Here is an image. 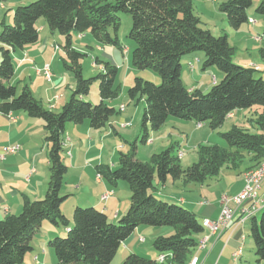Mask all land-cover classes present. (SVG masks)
Wrapping results in <instances>:
<instances>
[{
	"label": "trees",
	"instance_id": "16d2710c",
	"mask_svg": "<svg viewBox=\"0 0 264 264\" xmlns=\"http://www.w3.org/2000/svg\"><path fill=\"white\" fill-rule=\"evenodd\" d=\"M254 1L225 0L219 9L227 16L230 27L238 31L250 21L247 11ZM120 13L132 17L129 38L135 44L133 67L156 72L162 84L134 79L128 90L129 99L146 102L140 135L127 143L129 151L120 153L116 168L107 164L95 167L97 175L113 189L121 182L128 185L131 192L128 212L118 223H111L107 214L95 207H76L72 222L62 212L67 197L61 194L69 170L63 158L68 152L64 147L67 126L88 122L92 129L102 130L114 115L121 113L109 105L121 92L116 84L119 68L96 57L93 66H99L100 73L86 79L81 63L86 55L74 47L73 36L88 33L98 46H112L125 52L126 47L118 37ZM256 15L264 16V0L256 8ZM42 18L52 34L64 37V68L75 82L72 95L60 112L46 109L29 85L18 93L11 83L15 76L14 53L39 41L37 23ZM0 26V113L8 118L10 113L24 112L44 123L50 174L42 200L24 197L22 212L0 221V264H23L46 221L67 231L66 236L49 242L59 264H111L123 243L141 226L170 227L174 234L154 239L156 259L131 253L123 264H189L199 244L197 237L205 231L203 221L184 206L157 198L154 190L169 179L181 181L185 186H202L219 178L225 167L239 170L246 156H251L253 164L248 172L260 167L264 162V78L256 75L258 69L234 62L237 48L227 36L216 37L203 29L193 0H38L16 8L12 25L3 20ZM199 51L205 54L203 71L216 68L223 75L207 93L189 90L182 79V59ZM260 55L264 60V49ZM37 74L46 79L43 73ZM96 82L99 104L84 99ZM254 107L261 110L256 119L249 120L247 128L233 126L228 132H219L227 147L199 145L197 162L187 168L174 152L175 145L152 155L149 161L137 157L139 145H146L151 132L160 131L172 118L197 124L207 122L216 131L225 125L229 115ZM114 133L117 134L115 130ZM249 220L253 251L261 264L264 207L260 220L255 216ZM160 256H165L164 260H158Z\"/></svg>",
	"mask_w": 264,
	"mask_h": 264
},
{
	"label": "crops",
	"instance_id": "0c3cea01",
	"mask_svg": "<svg viewBox=\"0 0 264 264\" xmlns=\"http://www.w3.org/2000/svg\"><path fill=\"white\" fill-rule=\"evenodd\" d=\"M250 20L255 25L257 24V22L261 21L255 18H251ZM41 30L42 28L39 29V33ZM252 30L256 35L251 39L256 43L261 44L258 45L256 49L257 51H261L262 49H264V36H262L264 34L259 35L258 30H260V28H253ZM256 30L257 32H255ZM261 31H264V26L262 27ZM78 37L80 39L84 38L83 40L87 41L89 34L87 33L82 36L78 35ZM40 42L41 40L39 34V41L36 44H33V46L30 47L26 46L23 50L14 53L15 76L11 81V83L14 85V80L18 79L20 76H23L26 73H32L34 77L29 76L31 80L30 88L35 98H38L37 94L38 92H40V90L38 87L39 85L34 82V79H44V81L48 82L42 75H38L36 72L37 69H42L44 66L49 65V62H47V45ZM101 48L102 47L98 46L97 50H99L100 52L104 51L103 54L106 56V59L110 60L109 62L113 63L117 67L121 66L120 60L117 59L116 53L114 52L115 50H113L114 47L104 50H101ZM236 63L244 67L258 69L257 72L260 73L259 76L264 78L263 59H257L253 61H251L250 59H240V61H237ZM212 72V70H209V73H207V75H210ZM214 78L215 84L223 79V75L220 73L219 79H217L216 76ZM48 83H51V88H49L51 91L50 93H54L56 91L60 92L63 86H66V88L70 87V83H67V85H65V80L58 78H52V81ZM74 85L75 82H72V86ZM44 93L45 98H47V88L45 87ZM52 99L53 97H51L50 99L51 102ZM84 99L86 101H89V99ZM61 100L62 99L58 100L53 111L55 109L63 107V103L59 104ZM98 100L99 97L97 98V96H94L91 102L97 103ZM110 103L109 105L111 106ZM125 112H127V110ZM142 113L143 111L141 112L139 118L138 112L134 114L133 119L135 121V125L132 124L131 127H122L123 131H127L129 128L131 130V132H125L126 139L123 138L129 143L133 142L140 135V119L142 118ZM236 113L237 111L234 112L232 114V117H229L228 119L234 121L237 118V116L235 115ZM14 116L17 118V122L15 123L11 122L5 115L0 113V221L8 216L19 215L23 209L24 197H28L31 200H42L46 195L48 187L47 163L45 161L42 162L44 153L39 149L41 146L40 142L44 140L43 137L46 135L44 123L39 119L30 118L24 112L14 113ZM244 118L245 119L241 117L240 119V121L243 122V125H241V127L247 128L248 124L246 121V117L244 116ZM129 120L130 114L119 116L118 118H114L113 120L111 119L109 125L102 130L92 129L88 122H85L82 125L69 124L67 126L65 138L69 140V144H67V146L65 145L64 147L66 151L71 152L72 156L69 157L70 165L65 162L69 170L66 175V182L63 186L61 194L67 197V201H65L62 205V212L68 217L69 220H71L75 208L80 206H91L105 212L108 216L109 222L111 223H116L128 212L130 208V198L128 197L127 199H125L124 196L120 194V191H128L129 188H127L125 184L119 183L118 187L113 189L104 179L98 178L95 167L99 164H107L113 168L117 167L118 158L121 151L118 153L119 155L117 157L116 146L109 145V142L114 141L112 138L114 130L117 133H114V135L120 136L119 132L121 131H119L118 129L120 128V124H125L129 122ZM170 121L171 120H169L168 122ZM172 121L176 122L172 130H167L165 132L161 131L168 123L167 122L160 130V132H151L150 139L146 144L150 149L147 157L151 158L152 155L164 151L174 145L173 134L176 135V132H179L180 134L181 131L186 128L187 124H184L183 120L175 119ZM199 125L201 124L196 123V128L203 129L202 125ZM127 142L124 148L128 147ZM11 146L19 147V151L14 154L5 153V148ZM157 148L159 149L157 150ZM177 155L179 157L182 155L180 157L181 164L184 168H187L186 165H184L186 163H183V160L185 159L183 152L179 150ZM66 156L67 155L64 153L63 158L65 159ZM46 158L48 162L49 172L47 152ZM250 158L251 156H246L245 164L243 165V167H241L239 170H235L237 172L235 173L236 175H233V172L231 173V171L234 170L226 168L229 171L226 172L225 178L227 180L233 179V182L231 181L232 183L228 181V186L219 189L218 187H209L207 189L203 187L196 188L195 190L198 189L199 191H196L197 193L195 195L184 198L178 195V193H170L169 186L170 181L172 180L169 179L164 185H162L161 189L160 185L158 184L156 190H154V194L159 199L171 201L173 203L180 204L186 207L188 210L195 213L201 222L204 219L216 220L221 213L220 198L222 194L227 193L230 195H237L244 189L246 180L243 177V174L253 166L252 162H250ZM71 171L75 173L74 175L71 174L70 176L69 173ZM221 176L217 178L219 179L218 181L220 183L222 180ZM192 185L186 187H190ZM71 186L73 188H71ZM73 192H76L77 194H74ZM107 192H112V195L108 198V200H103L102 198ZM67 203L69 205V208L65 209L64 205ZM230 207L235 210V206L233 204H231ZM263 207L264 182L261 184V187L258 190V204L256 206L255 213L256 218L258 212L260 210L262 212ZM240 217V213H235L232 222L218 236H212L207 232V230H205L202 235L197 237V240L199 241L207 238L205 248L201 250L195 249L192 257H196L199 260V264H233L231 261L232 258L235 264H239L238 261L240 260L244 261L246 256L244 255L245 250L243 241L245 239L243 231L246 230V221L253 216L246 217L242 222V225L239 224ZM43 227H46L48 229L47 233L50 230V233H44ZM135 232L139 234L149 232V234H152L153 236L154 234H163V231L161 230H149L145 227H139L135 230ZM66 234V230L55 232L50 228V226H47L43 223L41 229L36 234L33 240V251L29 255H27L23 264H59L57 259L55 258V254L51 252V250H47V244L49 245V242L53 240L55 236L64 237L66 236ZM133 235L126 241V244L133 239ZM240 248H242L241 256L237 260H235L234 254ZM125 251H127V253L129 254H141L139 253L138 248L133 249L127 247L125 248ZM157 255L158 253L155 257L151 256L150 258L156 259ZM249 259L252 260L250 255Z\"/></svg>",
	"mask_w": 264,
	"mask_h": 264
},
{
	"label": "rangeland",
	"instance_id": "374dc122",
	"mask_svg": "<svg viewBox=\"0 0 264 264\" xmlns=\"http://www.w3.org/2000/svg\"><path fill=\"white\" fill-rule=\"evenodd\" d=\"M38 0H8L4 3H0V24L3 20H5L7 22V24L12 25L13 24V14L16 8L20 7V6H26V5H30L32 3H35ZM225 0H193V7L195 10V13L197 14L198 18L201 21L202 27L203 29L209 30L210 32H212V34L216 37L219 36H227L230 44L233 47H237V52L235 54L234 57V62L236 63L237 61H240V59H250L251 61L253 60H262L260 59V51H257V46L261 45L258 44L254 41H252L251 38H253L256 34H254L253 32V28H260V30H258L259 35L264 34V31H261L262 27L264 26V16H258L256 15V8L258 7V5L260 4L261 0H255L253 3V6L248 9L247 14L249 16V18H255L257 20H261L260 22H257V24L255 25L254 23H252V21L250 20L249 23L245 24L241 29H239L238 31L233 30L229 23H228V19L227 16L222 13L219 9V5L224 2ZM119 17L121 19V27L118 33V37L120 42L126 47L125 52L124 51H120L117 48H113L112 46H101V50L103 49H108V48H113V50H115L114 52L116 53V57L117 59L120 60V68L119 69V74L117 77V82L116 84L118 86L121 87V92L119 97L112 101L110 104L112 107H114L118 112L120 111V107L124 106L125 107V111L127 110V112H123V113H118L116 115H114L111 119L113 120L114 118H118L119 116H123V115H127L130 114V120L129 122L125 123V124H120V128L119 131V135H114L113 133V140L112 142H109V145H115L116 146V150H117V157H118V153L121 152H128V147L124 148V146H126V138H125V132H131L130 128L127 131H123L122 127H131L132 124L135 125V121H134V114L138 112V118L140 117L141 112L143 111L144 107L146 106V102L145 100H141L139 102L137 101H132L129 99L128 97V90L132 87L133 85V81L135 78H142L146 81L152 82L157 86H160L162 84V80L161 77L154 71L150 70V69H145V70H138L136 68L133 67L132 62H131V57H132V51L135 47L134 42L129 38V33L132 27V17L130 14L128 13H120ZM37 27L40 29L42 28V30L40 31V43H43L45 45H47V62H49L50 65V69L51 72L53 74V78H58V79H63L65 80V85H67V83H70V87L66 88V86H63L62 90L56 91L54 93H50V89L51 88V83H48L46 81H44V79H34V82L36 84H38L39 86V90L40 92H38V100H40V102L43 103L44 107L46 109H54L56 103L58 102L59 99H62L61 103H63V105L70 99V96L72 95V91L74 89V86H72V82H74V77L71 73H69L68 71L65 70L64 68V58H65V52H64V44H65V39L62 35H60L59 33H55L52 34L49 31L48 26L46 25V21L45 19H40L37 23ZM0 31H1V26H0ZM44 32V33H43ZM257 32V30L255 31ZM111 33L114 35L113 30L111 29ZM264 36V35H262ZM73 43H74V47L80 51L81 53L85 54L86 56L83 58V60L81 61L82 66H83V75L86 79L92 78V77H96L98 76V74L100 73V67L99 66H93L94 65V58L98 57L100 60L104 61V62H109L110 60L106 59V56L103 54L104 51H99L98 49V45L95 42V40L93 39V37L89 34L88 40L85 41L83 40L84 38H79L78 35H74L73 36ZM33 45H27V47H30ZM128 49H129V53H128ZM256 50V51H255ZM205 58V54L204 52H195L189 55H186L183 59H182V79L184 82V85L189 89H193V90H201L203 93H207L211 87L214 84V77L216 76L217 79H219L220 77V72L216 69V68H212V69H207L205 71H203V61ZM237 64V63H236ZM209 70H212L213 72L210 75H207V73H209ZM214 75V76H213ZM256 75L259 77L260 73L256 72ZM29 76H33L32 73H26L23 76H20L18 79L14 80L13 83L14 85L17 87V92L20 93L21 89L24 85H31V80L29 78ZM26 77V78H24ZM34 77V76H33ZM73 80V81H72ZM44 87L47 88V98H45V93H44ZM210 87V88H209ZM99 83L96 82L93 84L90 94L86 97V99H89V102H91V100L93 99L94 96H97V98L99 97ZM65 89V90H64ZM51 97H53L52 102H51ZM57 98V100H56ZM43 99V100H41ZM100 98L98 100L97 103H93V104H99L100 103ZM62 108H58L55 109V112H60ZM260 108L259 107H254L252 109H247V110H243L240 111L238 110L237 113L235 114L237 116V118L233 121L230 119L226 120L225 125L216 131H213L209 124L206 123H201L202 128L203 129H197L196 128V123L195 122H187L184 121V124L186 125V128L184 130L181 131V133L179 134V132H176V135L173 134V143L176 146L175 148V153H178L179 150L181 152H183L185 159L183 160V163H186L184 165H186V167L191 166L192 164L196 163L198 160V154H197V150H198V146L201 144H210V145H221L223 147H227V144L221 139L219 132L224 133V132H228L233 125H239L241 127V125H243V122L240 121L241 117L244 118V116L246 117V121L247 124H249V120H254L257 117V113L260 112ZM244 112V114H243ZM248 117V118H247ZM248 119V120H247ZM171 121L168 122L165 127L161 130L162 132H165L167 130H172L173 127L175 126L176 122L172 121L175 120V118L170 119ZM140 123H141V119H140ZM250 125V124H249ZM238 126V127H239ZM249 129V128H248ZM252 130V129H249ZM160 132V131H158ZM196 133V134H194ZM46 136V135H45ZM45 136L43 138H45ZM125 138V139H123ZM130 139V138H129ZM41 146H40V151H42L44 153V157L42 162H46L47 163V173H48V182H49V172H48V162H47V158H46V152H48L47 146L44 143V140L40 142ZM129 143V142H127ZM67 144H69V140L66 139L65 145L67 146ZM159 148H157L158 150ZM149 148L147 147V145H139L138 148V152H137V156L138 159L143 160V161H149L150 158L147 157V155L149 154ZM46 151V152H45ZM66 154V153H65ZM48 155V154H47ZM72 156V155H71ZM67 157V156H66ZM65 157L64 162H66L68 165H70V158ZM195 161V162H193ZM191 163V164H190ZM188 165V166H187ZM253 170V169H251ZM229 170L226 169V167L224 169H222L221 171V183L218 181L219 179H212L209 180L205 185H196L193 184L190 187H186L181 181L177 182V183H173L172 181H170V186H169V190L170 193H178V195H180L181 197H191L193 195H195L197 192L199 191L198 189L195 190L196 188H222L225 186H228L227 183L228 181L230 183H232L233 179H226L225 178V174L226 172H228ZM250 171V170H249ZM233 172V175H236L235 173H237L236 171H231V173ZM248 172L245 171V173ZM75 172L71 171L69 174L71 176L74 175ZM245 173L243 174V177L245 175ZM237 177V176H235ZM232 181V182H231ZM122 184H125V186L128 185L124 182H121ZM74 185V184H72ZM230 185V184H229ZM159 187V186H158ZM71 188H73L71 186ZM162 188V185H160V189ZM193 189V191H192ZM129 191V192H128ZM122 190L120 191V194H122L124 196L125 199H127L128 197L130 198L131 192L130 190ZM128 192V193H127ZM64 193V191H63ZM74 194H77L76 192H73ZM169 193V192H168ZM227 194V193H224ZM223 195V194H222ZM230 195V194H228ZM233 196V195H230ZM162 200V199H161ZM67 201V200H66ZM165 201V200H162ZM69 202V201H68ZM171 203V201H169ZM65 209L69 208L68 203L64 205ZM81 207V206H80ZM91 207V206H89ZM86 208V207H83ZM186 208V207H185ZM261 210L258 212L257 215V219L260 220V216H261ZM68 218V217H67ZM71 221L73 222V216L71 217ZM118 223V221L116 222ZM44 224H46L47 226H50V228L55 231V232H59V231H63L65 230L63 227H53L48 221L44 222ZM245 229L243 231L244 233V255L245 260L242 261H238L239 264H258L257 263V257L254 254V246H253V241L251 238V234H250V220L246 221L245 224ZM141 227H145L148 228L149 230H161L163 231V234H157L154 236L152 234H149V232H145V233H137L135 232L133 235V239L126 244L123 243V245L120 247L117 256L115 257V259L112 261L111 264H123L124 261L126 260V258L130 255L129 253H127V251H125V248L130 247L133 249L138 248L139 253H141L140 255L144 256V257H155L157 252L154 250L153 247V242L154 239L157 237H160L158 235H163V236H171L174 234V230L170 227H149V226H141ZM47 228L43 227V232L47 233ZM50 233V230L48 231L47 234ZM242 233V234H243ZM55 237H63V236H55ZM54 237V238H55ZM53 238V239H54ZM144 238V241H141V239ZM47 250H51V252L54 253V250L49 247V245L47 244ZM253 251V252H252ZM195 252V251H194ZM127 253V254H126ZM129 254V255H128ZM150 255V256H149ZM249 255L252 258V260L249 259ZM56 258V257H55ZM153 259V258H152ZM232 263H234L233 258H232ZM248 262V263H247ZM264 264V263H261Z\"/></svg>",
	"mask_w": 264,
	"mask_h": 264
},
{
	"label": "built area",
	"instance_id": "2783aa9c",
	"mask_svg": "<svg viewBox=\"0 0 264 264\" xmlns=\"http://www.w3.org/2000/svg\"><path fill=\"white\" fill-rule=\"evenodd\" d=\"M37 73L39 74L43 73L48 82L52 81L53 74L51 72L50 65H46L43 69L37 70ZM121 113L123 112L121 111ZM8 118L13 123L17 122V118L14 116L13 113H10L8 115ZM18 151H19V147L17 146H11L5 148V153L7 154H14L17 153ZM66 155L68 157H71V152H67ZM98 178L100 179V176H98ZM263 182H264V171L260 174H248V180L245 183L244 189L240 193L233 196H230L228 194H223L220 198L221 213L218 219L216 220L204 219V222L210 228V235L212 236L220 235L232 222L235 213L241 214V217L239 219L240 225H242V222L246 217L255 216L256 206L258 204V190L260 189L261 184ZM111 195L112 192H107L102 199L108 200V198ZM231 204L235 206V210H233L230 207ZM142 241H144V238H142ZM201 245H202V249H204L205 243ZM241 252H242V248L237 250V252L234 254V258L238 257V254H240ZM164 258L165 256H160L158 260H164ZM195 264H199V260Z\"/></svg>",
	"mask_w": 264,
	"mask_h": 264
},
{
	"label": "bare ground",
	"instance_id": "6f19581e",
	"mask_svg": "<svg viewBox=\"0 0 264 264\" xmlns=\"http://www.w3.org/2000/svg\"><path fill=\"white\" fill-rule=\"evenodd\" d=\"M120 111L124 112V111H125V107L122 106L121 109H120ZM229 117H232V114L229 115ZM263 171H264V162L260 165V167H259L258 169L253 170V171H249V172L245 173L244 177H245L246 182H247V180H248V174H260V173H262ZM203 226H204L205 230H207V232L210 234V228H209L208 225L204 222V220H203ZM209 234H208V235H209ZM206 240H207V238H204L202 241H199V244H198L197 250H201V249H202V245H201V244L206 243ZM141 241H142V239H141ZM240 256H241V253L238 254V257H235V260H237ZM197 262H198V259H197L196 257H192L191 260H190V262H189V264H195V263H197Z\"/></svg>",
	"mask_w": 264,
	"mask_h": 264
}]
</instances>
